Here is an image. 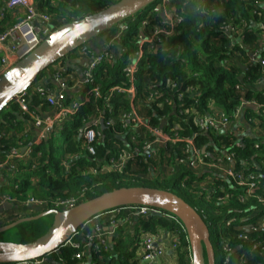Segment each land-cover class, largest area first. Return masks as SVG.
Listing matches in <instances>:
<instances>
[{
    "label": "trees",
    "instance_id": "16d2710c",
    "mask_svg": "<svg viewBox=\"0 0 264 264\" xmlns=\"http://www.w3.org/2000/svg\"><path fill=\"white\" fill-rule=\"evenodd\" d=\"M117 1L119 0H33L39 12L48 14L52 22L58 21L60 24L81 19ZM160 2L161 0L152 3L98 36L109 43L116 38L115 35L121 34L107 49L112 56L102 60L93 71L94 82L100 85L102 91H108L114 86L127 83L124 68L130 62L129 54H136L140 48L139 35L142 32L148 36L154 27L163 25L162 22L165 20L163 11L154 10ZM171 7H174L175 14L183 15L184 20L175 26L171 35L161 34V42L156 48L145 46V53L140 60L136 77V86L140 93L148 87L145 76L153 81L149 86L154 88L166 86L169 82L177 84L174 90H165L161 87L173 100V104L165 103L163 108L154 109L152 122L156 125L166 122L165 130L171 136L178 133L180 137L192 138L197 134L195 138L198 145L207 146V150H215L214 146L221 148L224 144L227 146L226 149L237 153L239 161L237 160L236 166L238 168L243 166L241 160L247 159V174L250 172L257 175L256 178L254 177L259 187L256 194L259 193L261 197L255 196V199L247 198V200L243 199L244 201L239 199L235 192L245 194L244 187L237 186L236 183L230 185L222 177L220 183L216 181L215 184H210V186H216V184L220 186L214 187L210 192L203 190L201 181L206 174L195 175L186 165H181L180 171L162 179L142 176L140 172L146 170L139 172L132 169L130 165L122 171L115 169L102 171V163L118 157L121 148L126 150L130 148L129 143L132 144L133 131L126 133L127 143H124L119 136L121 133L125 134L126 130L117 123L109 127L105 126V123L104 128L102 126L99 128L101 134L92 142L95 154H91L81 130L89 125L97 114L95 105H98L101 115L107 121L109 117H120L122 109L129 107L130 100L115 93L110 101L103 99L95 101L93 95L87 101L83 96L93 88L90 82L83 83L84 90L80 93L82 98L67 97L65 101V106H69L74 101L84 99V103L75 113L69 114L68 118H65L46 139L31 144L29 153L19 158L8 159L12 149L21 151L30 143L28 137L30 131L24 130L26 121L35 123V117L39 116V113L48 111L49 107L54 109L47 103L48 93L53 92V80L48 82L44 94L37 89V86L41 84V81L47 80L48 72L52 74L55 67L67 68V71H70L72 65L68 63L69 60L73 62L74 59L81 58L85 54H94L95 47L89 46L92 39L39 74L37 80L28 88V93H30L28 111H22L19 103L12 100L8 107L0 113V177L2 178L0 205L2 195H9L13 199L11 202L13 207L17 210H28L24 204L20 203L26 201L28 197L50 201L49 205L41 207L40 211L33 209L35 211L33 215H36L46 210H62L51 203L52 200L58 198H76L80 203L123 186H148L169 190L193 206L207 223L215 250L216 264H232V259L226 260L228 253L225 249L226 243L233 249L245 253V258L249 257L247 264H264V251L252 253L253 241L262 239L258 236V234H263L261 229L254 230V226L247 229L243 224H232L231 228L226 226L228 218L249 216L252 211H255L257 215L249 222L258 226L264 218V150L256 153L257 149L253 147L260 139L258 137L245 138L246 141L241 139L244 146L240 147L234 144L238 137L233 139L232 133L198 134L200 131L195 115L196 112L199 115L214 114L215 109H219L230 116L235 114L244 100L252 101L261 105L262 112H258L257 109L251 107L254 105H251L247 108L246 117L258 118L264 126V90L255 88L256 84L264 80V57L257 61H251L248 58L249 48H253L260 41L264 46V28L259 25L261 19L264 20V0H171L169 8ZM7 13L8 11H4V14ZM148 14H150V20L140 27V23L146 19ZM6 19L7 15L3 20L6 21ZM242 20L248 22L245 40L242 43L244 46L241 45L237 32L227 33L221 30L224 22L240 25ZM5 28H0V33ZM114 51L117 55H114ZM237 84L242 85L246 94L238 92ZM179 94H182V97ZM160 99L163 98H158ZM63 144H65L64 154L57 159L56 152ZM175 155L174 151L169 152L167 148H163L158 151L153 164L163 165L165 160L172 163ZM0 211L4 212L6 209L0 206ZM19 218L20 216L17 215V217L7 219L3 223L0 222V226ZM132 218H137V223H131L132 231L125 230L127 227L124 226H128L127 223L119 226L107 250L102 247L97 251L93 247L92 250H87L84 258L78 259L75 255L82 251L83 247L62 245L57 251L43 256L47 259L45 264H113L114 258L127 255L126 247L139 239L135 230L140 225L150 230V233L172 231L177 227L173 222L156 215L132 216ZM219 220L225 223L221 230L217 228ZM43 223L44 218H40L23 222L17 227L19 230L35 229L37 234L34 239H36L44 234L39 230ZM81 230L82 235H74L72 240L81 243L86 234L93 229L81 226L78 231ZM240 233H248L251 236L244 239L239 237ZM186 234V232H178L180 246L175 253L177 254L176 261L170 264H189L187 251L189 243L185 240ZM257 236L258 239H256ZM141 241L142 239L138 240V245H141ZM137 262L138 257H134L132 264Z\"/></svg>",
    "mask_w": 264,
    "mask_h": 264
},
{
    "label": "built area",
    "instance_id": "2783aa9c",
    "mask_svg": "<svg viewBox=\"0 0 264 264\" xmlns=\"http://www.w3.org/2000/svg\"><path fill=\"white\" fill-rule=\"evenodd\" d=\"M170 1L171 0H161V2L154 8L155 11H163L165 15V20L162 22L163 25L154 27V30H152V33L148 36L142 32L139 35L140 48L135 54V58H132L124 68V73L127 79V83L125 85H117L110 88L108 91H102L100 85H96L94 82L93 71L95 67L100 63L101 60L112 56V54L109 53V50H107L109 45L112 44L111 42L105 46L103 51H98L97 53L93 54L89 68L85 71V78L81 82L80 88L82 89L83 83L86 82H90L93 85V88L90 91L84 93L83 97L85 100L89 101L90 96L93 95L95 101L98 99L110 101L115 93L121 94L124 98H128L130 100L129 108L126 110L122 109L123 111L120 117L117 118L123 122V128L126 130L125 134H120V139H122L124 143H127L125 135L129 131H133V134L131 135L132 144L129 143L130 148L128 150L121 148L118 157L111 158L109 161L107 160L102 163L101 169L102 171H108L110 169L122 171L125 167L130 165L132 169H136L139 172L146 170L145 172H140L142 176L162 179L172 175L173 173H176L177 171H180L181 165H186L190 171H193L195 175L197 174L199 176L206 173L212 174V169L216 170V173L213 174L214 179L212 180L211 184H215L216 181L219 182L221 177L224 179V181L229 182L230 185H233L232 183L236 182L239 183L243 179L247 180L251 179V177L254 178V176H257L254 175V173L248 172L247 174L248 160H241L243 166L238 168L236 166V155L231 154L229 156L232 151L226 149L224 145H222L221 148H215V150H207V146H199L197 144L195 138L197 134H195V136L192 138L180 137L178 133H176L175 136H171L165 130V126L167 125L166 122L164 124L161 123L160 125H156L152 122V115L155 114L153 112L154 109L163 108L165 103L171 105L173 104V100L167 96L166 91L164 92L161 87H164L165 90H174L177 84L176 82H169L166 86H161L159 88L156 87L153 89L155 91L151 90L148 93H140L136 86V77L139 71L140 60L145 53V46L156 48L161 42V34L171 35L174 32L175 26L183 21L182 16L174 13V7L169 8ZM8 6L12 9H23L25 11V16L14 24L6 27L4 31L0 33V79L11 67L25 58L35 48H37L52 31L51 28L48 27V24L52 22L50 16L46 13L39 12L34 5L33 0H9ZM2 51L4 52L3 54H1ZM55 79L60 83V90L49 92L47 95V101L49 105L54 108V114L46 119L40 115L35 117V126L42 132V139L39 140V142L46 139L49 134L54 132V130L62 124L65 118H68L69 114L75 113L84 103L83 99L82 101H74L69 106H65L67 92L71 88L70 81L64 77L61 71L56 72ZM148 80L150 79H145V82L148 83L147 85L149 86V84L152 83V80ZM237 88L239 89V87ZM37 89L44 94L46 88L39 85L37 86ZM29 96L30 93H28V90H26L21 94H18L14 99L19 103L22 111L24 112L29 110ZM179 96L182 97V94H179ZM156 97L163 99L158 100ZM149 102L151 103L149 105V108H151L149 114L151 115H141L143 112L142 110L145 108V106L148 107ZM95 109L97 114L92 118L91 123L81 130L82 137L86 139L88 143L87 149L91 154H95V148L92 142L99 136V134H101L99 128L102 126V121L104 122V125L105 123L107 125H112L115 119L110 117L107 119V121H105L101 115V112L99 111L98 105H95ZM195 115L197 117V125L200 131L198 134L211 131H216L219 133L226 132L229 128L230 121H232L231 117L227 118V115L222 112L214 114L206 113L204 115H199V113L196 112ZM235 144L240 147L244 146V142L241 139L237 140ZM118 147L121 146L118 145ZM163 148H167L169 152L174 151L176 154L175 160L172 163L168 160H165L163 165L155 166L153 161L157 158L158 151ZM27 150L25 153H23L17 149H12L8 155V159L19 158L23 156V154L29 153L31 151L29 148ZM145 164L147 166H144ZM198 165L199 168H202V170H195ZM186 179L187 177L183 180L185 181ZM206 183L207 182H201V187L203 190H209L210 192V190L214 189L210 188L208 185L203 186V184ZM216 185L220 186L219 184ZM7 199V201H12L9 200V198ZM32 199L33 200L25 202L24 205L36 204L39 207H45L48 206L50 202L45 199ZM51 203L64 210L74 207L78 204V201L76 198H58L52 200ZM149 215L164 217L167 220L173 222L177 227L169 232V238L165 241H161L159 233H150L146 237L142 238L140 256L138 257V262L136 264L165 263V259L168 257L169 251L174 253L173 258L176 261L177 254L175 253L180 246V242L176 236H179L178 232L185 231L187 233V231L182 221L171 212L146 205H127L100 213L91 220H97L98 223V220L107 216L124 220L130 219L132 216L146 217ZM256 215L253 216L250 214L249 216H244L241 218L232 216L227 219L226 226L231 227L233 226L232 224H243V226L247 229H250L252 226H254V230L261 229L263 234H258V236H261L262 239L253 241L252 253H262L264 251V218L261 220L258 226H256L253 222H249V220L254 218ZM88 222H90V220ZM88 222L83 226H86ZM79 232L80 231H77L74 235H82V233ZM113 233L114 232L109 233L104 231L101 224L98 223L94 226L91 232L86 234L83 243L72 240V237L74 236L73 235L64 245H71L75 248L83 247V250L75 255L76 258L82 259L84 256H86L87 250H91V247H95L97 251L101 250L102 247L107 250L109 245V235H112ZM250 236L251 235L248 233L239 234V237L244 239H248ZM258 236L256 239H258ZM186 240L189 243V237L187 234ZM225 249L228 251L226 259L227 261L233 258H231V255L235 256L240 254L244 258V264H247L249 257L246 259L245 253L241 254V252L238 250L230 247L228 243L225 244ZM187 251L189 264H193L190 243L188 245ZM46 260V257H40L34 260L9 264H45ZM60 261L64 262L63 259H60Z\"/></svg>",
    "mask_w": 264,
    "mask_h": 264
},
{
    "label": "water",
    "instance_id": "95a60500",
    "mask_svg": "<svg viewBox=\"0 0 264 264\" xmlns=\"http://www.w3.org/2000/svg\"><path fill=\"white\" fill-rule=\"evenodd\" d=\"M156 1L158 0H119L81 19L63 24L58 21L48 24L52 33L1 77L0 113L18 94L31 87L41 72ZM48 75L53 77L50 72ZM101 125L104 128L103 121ZM25 150L26 147H23L22 152ZM127 205H146L171 212L186 228L193 264H216L210 230L199 212L178 194L148 186H123L80 202L70 209L41 211L0 226L2 233L23 222L38 220L46 215L53 219L51 228L32 242L0 240V264L34 260L57 251L81 226L98 214ZM4 206L5 209H11L13 203L6 202ZM25 206L28 210H42L36 204Z\"/></svg>",
    "mask_w": 264,
    "mask_h": 264
},
{
    "label": "rangeland",
    "instance_id": "374dc122",
    "mask_svg": "<svg viewBox=\"0 0 264 264\" xmlns=\"http://www.w3.org/2000/svg\"><path fill=\"white\" fill-rule=\"evenodd\" d=\"M256 11V10H255ZM254 11V12H255ZM259 15H261V13H259ZM180 16H182L183 17V15H180ZM150 20V14H148L147 16H146V19L142 22V23H140V27L141 26H143L146 22H148ZM183 20H184V17H183ZM227 22H224L223 24H224V26H222V29L221 30H224L225 32H227V33H229V32H232V31H234V32H237L238 34H237V36L239 35V37H240V41H241V45H243L244 46V44H242V43H244V40H245V38H244V36L246 35L245 34V32H246V30L248 29L247 27H248V22L247 21H245V20H242V21H240V25H233V23H231V22H228L227 24H226ZM122 25H125V24H122ZM259 25L261 26V27H263L264 28V20H262L261 19V21L259 22ZM124 30V29H123ZM228 30V31H227ZM224 32V33H225ZM122 33V32H121ZM226 34V33H225ZM120 35L121 34H117V35H115V37L116 38H114V39H112V41H111V43L113 44V42L115 41V39H117V38H119L120 37ZM97 38H99L98 36H97ZM236 38V37H235ZM102 38H99V39H97L98 41H100ZM95 40L96 39H93L92 41H91V43H93V44H95ZM235 41H233V43H234ZM108 44V43H107ZM261 44V43H260ZM240 45V46H241ZM258 45V44H257ZM109 47H110V45H109ZM242 47V46H241ZM99 49H101V51H103L104 50V46H102V45H99ZM111 49H113L112 47H111ZM249 51H250V54H249V60H251V61H253V60H255V58H257V57H251V54H253V53H259V51L257 52L256 50H254V48H249ZM95 53H97V52H95ZM114 55H117V53H116V51H114ZM134 59L135 58V54L134 53H130L129 54V58H128V60L130 61L131 59ZM102 61V60H101ZM100 61V62H101ZM247 64H248V62H247ZM80 65V64H79ZM81 66H83V65H81ZM81 66H79V67H81ZM71 72L74 74V76L76 75V77L78 76V71L76 70V69H73V68H71ZM68 77H70V74L69 75H67ZM145 79H149L148 77H146L145 76ZM151 80V79H150ZM150 80H148V81H150ZM152 83H153V81H152ZM152 83H150L149 85H152ZM160 87V86H159ZM237 87H239V89L237 88ZM84 88V85H82V90H84L83 89ZM236 88L238 89V92L239 93H243L244 92V89L242 88V85H240V84H237L236 85ZM153 89H155L153 86H148V87H146V88H144V90H143V92H145V93H148V92H150L151 90H153ZM157 90V89H156ZM153 91H155V90H153ZM164 93V92H163ZM245 94H246V92H245ZM76 96V95H75ZM160 96H161V94H160ZM160 96H158V97H160ZM158 97H156V98H158ZM75 99H80V98H82L81 97V95H78L77 97H74ZM75 99H73V100H75ZM246 101L244 100L243 102H242V104H241V106L240 107H238V109L236 110V113L234 114V115H230V116H227V118H229V117H231V119H232V121H230V125H229V128H228V130L226 131V134H229V133H232L231 134V136L233 137V139L238 135H235V133L233 132V131H231V127L234 125V124H236L237 126H238V128H239V133H241V131L245 128V126H246V124L245 123H247L248 125H251V126H253L254 124L255 125H259V127H262L263 125H262V121L261 120H259L258 118H254L253 120H250L249 118H246V119H242L241 120V114H243L244 113V107L246 106V105H250L251 104V102L250 101H248V102H246ZM129 103H130V101H129ZM151 103L149 102L148 103V107H149V105H150ZM99 108V107H98ZM129 108V107H128ZM128 108H125V110L126 109H128ZM256 109H257V111L259 112V111H261L262 112V110H261V107H256ZM99 111H101L100 109H99ZM143 111H146V113L144 112L143 114H141V115H147V109L145 108ZM241 111V112H240ZM221 113V112H220ZM209 114V113H208ZM148 115H151V114H148ZM153 116V115H152ZM0 118H1V114H0ZM110 118V117H109ZM114 119V118H113ZM118 119V118H117ZM116 118L114 119V123L112 124V125H114L115 123H117V124H119L121 127H124L123 125V122H121L119 119L117 120ZM245 121V122H244ZM112 125H107L106 124V126L107 127H109V126H112ZM238 132V131H237ZM211 133L212 134H215V135H217L219 132H216V131H211ZM257 134H258V139H260V140H258L256 143H255V145L253 146L254 148H256L257 149V152L256 153H260L261 152V150H264V128H259V129H257ZM260 137V138H259ZM248 137H246V139H247ZM245 141H246V139L245 138H243ZM236 140H238V139H236ZM236 142V141H235ZM235 142H234V144H235ZM198 144V143H197ZM224 145V144H223ZM202 146H204V145H202ZM225 146V145H224ZM64 148H65V144H63L58 150H57V152H56V157H57V159H60L62 156H63V154H64ZM225 148H227V146H225ZM229 151H232V150H230V149H228ZM231 154H235L236 155V157H237V153L235 152V151H232L230 154H229V156L231 155ZM256 156V155H255ZM238 158V157H237ZM238 161H239V159H237ZM257 163H259V161H256ZM132 165V164H131ZM196 171L197 170H202V168H199V165L196 167V169H195ZM212 174L211 173H206V175H205V178L204 179H202V181L201 182H207L206 184H203V186H205V185H208V186H210V184H211V182H212V180L214 179L213 177H214V175L213 174H215L216 173V170H214V169H212ZM254 175H256V174H254ZM255 178H256V176H254ZM186 181V180H185ZM185 181L183 180V183H185ZM236 185L237 186H243L244 187V190L246 191V193L245 194H240V193H238V192H235L236 194V196L239 198V199H241V200H247V198H253V199H255L256 197H261V195H259V193H257L256 194V190L259 188L258 187V181H255L254 180V178L253 177H251V179H247V180H245V179H243L241 182H239V183H237L236 182ZM218 185H216V186H210V188H216ZM235 186V185H234ZM256 196V197H255ZM230 197V196H229ZM7 198H9V200H12L13 201V199L11 198V197H9V195H6V196H4V195H2V197H1V201H4V204L6 203V202H8L7 200ZM35 198V197H34ZM36 200H39L40 198H35ZM30 200H33L31 197H28V199L26 200V201H23V202H20L21 204H24L25 202H27V201H30ZM243 200V201H244ZM1 213H0V222L1 223H3L4 221H6L7 219H10V218H14V217H17V215L18 216H20V218H22V217H26V216H31V215H33L34 213H35V211L33 210V209H30V210H17L15 207H12L11 209H8V210H6V211H4V212H2V211H0ZM38 214V213H37ZM251 214L254 216V215H256V212L255 211H252L251 212ZM19 218V219H20ZM44 218V223L42 224V226L39 228V230H41L40 231V233H43L44 232V234L51 228V226H52V222H53V219H52V217L51 216H49V215H46V216H44L43 217ZM162 218H164V217H162ZM133 218L132 217H130V219H124V220H119L118 222H113V224L115 225V223H119V224H122V225H125L126 223L128 224V226H124V227H127V229H125L127 232L128 231H130L131 230V223H133V220H132ZM164 219H166V218H164ZM16 220V219H15ZM96 224H98L97 223V220H90V222H88V227H90V228H94V226L96 225ZM86 225V226H87ZM225 225V223L223 222V221H221V220H219L218 221V223H217V228L219 229V230H221L222 229V227ZM85 226V227H86ZM112 227H114L113 225L112 226H109L108 228H112ZM123 227V228H124ZM229 228H231V227H229ZM230 230V229H229ZM132 231V230H131ZM136 231V233H137V237H139V239H142V238H144V237H146L148 234H150V230H147V229H145V228H143L141 225H140V227H138V229H136L135 230ZM39 233V234H40ZM79 233H82V230L79 232ZM37 234V232L35 231V229H25V230H19V228L17 227V226H15V227H13V228H11V229H9V230H6V231H4V232H2V233H0V240L1 241H8V242H15V243H28V242H32V241H34L35 239V235ZM43 235V234H42ZM41 235V236H42ZM40 237V236H39ZM39 237H37V238H39ZM176 237H178V236H176ZM215 237V240L217 241V238H216V236H214ZM36 238V239H37ZM108 238V237H107ZM139 239H137V241L136 242H132V243H130L127 247H126V252H128V254L127 255H125V256H121V257H116V258H114L113 259V264H132V261H133V258L134 257H139L140 256V246L141 245H138V240ZM84 240H85V238H83V242H84ZM89 242V241H88ZM93 249V247H91V250ZM217 250H218V248H217ZM220 250V249H219ZM220 253V252H219ZM242 254V253H241ZM248 263V262H247ZM218 264V263H217ZM232 264H244V258L240 255V254H237V255H235V256H233V258H232Z\"/></svg>",
    "mask_w": 264,
    "mask_h": 264
},
{
    "label": "crops",
    "instance_id": "0c3cea01",
    "mask_svg": "<svg viewBox=\"0 0 264 264\" xmlns=\"http://www.w3.org/2000/svg\"><path fill=\"white\" fill-rule=\"evenodd\" d=\"M8 2H9V0H0V28H5V27H8L9 25H12L13 24V22H17V21H19L21 18H23L24 17V14H25V11L23 10V9H12V8H10L9 6H8ZM4 11H8V13L7 14H4ZM7 15V19H6V21H4L3 20V18H4V16H6ZM104 38H106V37H104ZM260 43H261V41H260ZM256 44V45H254V50H256L257 52L259 51V53H253V54H251V57L253 56V57H257V58H255V60L257 61L258 59H260V58H262V57H264V53H263V50H264V46L262 45V43L261 44ZM99 45H102V46H104V48H105V46L107 45V42L105 41V39L103 40V38L100 40V41H98V40H96L95 41V44H93V43H90V45L89 46H91V47H95V49H96V52L97 51H100V49H99ZM97 47H98V49H97ZM4 52L2 51L1 52V54H3ZM92 56H93V54L92 53H90V54H85V55H83L81 58H78V59H74V61L72 62V60H69V62L68 63H70L71 65H72V68L73 69H76L77 71H78V76L76 77V75L74 76V74L71 72V70L70 71H67V68H63V67H60V68H62V69H58V66L57 67H55V71H53V73H52V75H53V79L52 78H50L49 77V75H48V78H47V80H43V81H41L40 83V85L41 86H43V87H46L47 86V84H48V82H50L51 80H53V91H59L60 90V83H59V81H57L56 79H55V74H56V72L57 71H61V73L64 75V77L65 78H67L69 81H70V86H71V88L68 90V92H67V97L68 98H74V97H77L78 95H80V93H81V88H80V85H81V82L83 81V79L85 78V71H86V69H88L89 68V64H90V61L92 60ZM252 57V58H253ZM11 59H12V57H11ZM80 64V65H79ZM81 65H83V66H81ZM79 66H81V67H79ZM70 74V77H68L67 75H69ZM47 88V87H46ZM51 88V87H50ZM255 88L257 89V90H264V80L263 81H261L259 84H256L255 85ZM245 92V91H244ZM76 95V96H75ZM251 102V104L250 105H247L245 108H244V113L243 114H241V120L242 119H246L247 117H246V111H247V108H248V106H251V105H254V106H251V107H253L254 109H256V107H260L261 105L259 104V105H257V104H255V102H252V101H250ZM47 103H48V101H47ZM49 104V103H48ZM145 108L146 109H148V112H147V115L150 113V111H151V108H149V107H147V106H145ZM144 108V109H145ZM143 109V110H144ZM142 110V111H143ZM54 110L53 109H51V107H49V110L48 111H42L41 113H39V115L41 116V117H43V118H49V117H51L53 114H54ZM146 113V111H143L142 112V114L143 113ZM221 111H219V109H215V112L214 113H220ZM249 119L250 120H253L254 119V117H249ZM245 122V121H244ZM246 124V126H245V128L241 131V133H239L240 131H239V128H238V126L236 125V124H234L232 127H231V131H233L234 133H235V135H237V137H238V140H240V139H243V138H246V137H248V138H251V137H258V134H257V129H259V128H264V126H262V127H259V125H253V126H251V125H248L247 123H245ZM24 126H25V131H30V135H28V137L30 138V143H29V145L28 146H25L26 147V149L27 148H29L30 147V145L31 144H34V143H39V140H41L42 139V132H41V130L39 129V128H37L36 126H35V123L33 122V123H31V122H27L26 121V123L24 124ZM238 131V132H237ZM221 134H226V132H222ZM260 138V137H259ZM215 148H217L216 146H214ZM30 149V148H29ZM28 151V150H27ZM226 151H228V150H226ZM227 154V153H226ZM1 181H2V178L0 177V183H1ZM5 204H4V202L2 201L1 202V207H4L5 208V206H4ZM6 210H8V209H6ZM137 217V216H136ZM137 218H134L133 219V223L135 224V223H137V220H136ZM118 222L119 221V219H115V217H112V216H107V217H105V218H102V219H100V220H98V223H100L101 224V226H102V228H103V230L104 231H106V232H109V233H111V232H114L112 235H109V243L113 240V236H114V234H115V232L117 231V228L119 227V226H122V224H117V223H115V225L113 224V222ZM114 226V227H112V228H108L109 226ZM126 225V224H125ZM169 232H171V230H164L163 232H159V235H160V239H161V241H165L166 239H168L169 238ZM182 232H184L185 233V231H182ZM154 233V232H153ZM158 234V233H157ZM185 240H186V237H185ZM187 241V240H186ZM81 243H83V240H82V242ZM89 251V250H88ZM174 253L172 252V251H169V254H168V257L165 259V263L166 264H170V263H174L175 262V260H174Z\"/></svg>",
    "mask_w": 264,
    "mask_h": 264
},
{
    "label": "bare ground",
    "instance_id": "6f19581e",
    "mask_svg": "<svg viewBox=\"0 0 264 264\" xmlns=\"http://www.w3.org/2000/svg\"><path fill=\"white\" fill-rule=\"evenodd\" d=\"M51 33H52V31H51ZM51 33H50V34H51ZM8 202H10V203H11L12 201H8Z\"/></svg>",
    "mask_w": 264,
    "mask_h": 264
},
{
    "label": "clouds",
    "instance_id": "9594fccd",
    "mask_svg": "<svg viewBox=\"0 0 264 264\" xmlns=\"http://www.w3.org/2000/svg\"><path fill=\"white\" fill-rule=\"evenodd\" d=\"M27 149H28V148H27ZM27 149H26V150H27ZM26 150H25V151H26ZM21 151H22V149H21ZM25 151H24L23 153H25Z\"/></svg>",
    "mask_w": 264,
    "mask_h": 264
}]
</instances>
